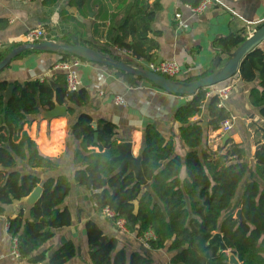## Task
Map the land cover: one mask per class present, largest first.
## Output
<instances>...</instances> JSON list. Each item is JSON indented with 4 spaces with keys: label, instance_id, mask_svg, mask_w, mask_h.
I'll list each match as a JSON object with an SVG mask.
<instances>
[{
    "label": "trees",
    "instance_id": "obj_1",
    "mask_svg": "<svg viewBox=\"0 0 264 264\" xmlns=\"http://www.w3.org/2000/svg\"><path fill=\"white\" fill-rule=\"evenodd\" d=\"M202 1L185 3L196 7ZM69 6L75 7L82 19L91 21L93 36L98 39L89 40L86 24L62 11V23L72 27L71 33L76 35L73 44L76 41L111 56L109 46L126 48L136 60L156 61L160 50L156 38L162 32L154 31L153 23L163 9L161 0H70ZM263 25L256 26L255 31ZM99 40L108 47L101 48ZM244 41L240 33H234L218 39L216 45L231 53ZM11 50L0 52V63ZM32 52H23L15 59ZM59 55V64L75 57ZM117 73L134 86L142 81L131 74ZM207 75L173 79L191 82ZM237 77L253 84L249 103L264 119L263 48H256L245 58ZM11 86L14 91L8 99L6 91ZM219 103L216 95L208 98L207 90L202 89L177 109L175 121L180 124V138L187 148L184 156L178 153L174 138L167 139L153 124L145 127L140 158L147 184H142L128 166L121 167L116 160L118 128L108 120H95L87 113L77 116L69 130L71 138L79 143L73 151L71 176L59 173V163L44 156L24 130L29 116L57 106H66L70 114H75V107L90 104L86 89L71 92L66 88V72L54 70L52 80H0V169L4 171L0 215L6 206L23 201L38 186L43 187L39 201L29 207V218L21 210L16 218L9 219L8 232L17 240L19 258L28 264H68L78 256L72 241L49 256V251L41 250L54 239L57 230L72 227L74 215L65 203L76 184L91 194L95 214L101 215L106 207L116 213L115 218H105L112 226L117 228V221L124 219L130 234L141 238L152 230L156 236L149 250L142 248V252L129 254L119 247L117 238L89 219L84 223V232L90 264H154L151 251H166L171 255L169 264H229L230 253L240 264H264V143L253 156L250 145L236 144L232 138L215 150L208 140L210 132L219 131L222 123L232 118V112L219 107ZM204 111L208 115L207 128L200 118ZM242 186L238 208L245 222L235 218L233 203ZM217 233L222 235L227 251L222 252L220 243L212 241Z\"/></svg>",
    "mask_w": 264,
    "mask_h": 264
},
{
    "label": "crops",
    "instance_id": "obj_2",
    "mask_svg": "<svg viewBox=\"0 0 264 264\" xmlns=\"http://www.w3.org/2000/svg\"><path fill=\"white\" fill-rule=\"evenodd\" d=\"M153 1L150 0L151 3ZM185 1L187 0H161L163 9L153 23V30L162 32V36L156 38L160 50L156 53L155 60L176 61L181 67V79L206 72L210 74L215 70L217 60L222 59L220 66H223L229 57L226 51L216 45V41L234 33H240L241 37L247 39L255 32L256 26L264 23V0H222V5L211 6L201 14L192 13ZM69 2L70 0H0V52L20 46L27 32L38 28L45 31L42 41L73 44L76 35L71 33L72 27L62 23V11L83 21L87 26L88 39L98 41L93 36L91 21L82 19L77 9L69 6ZM99 44L101 48L106 46L103 40H99ZM260 47L264 49V43ZM109 50L112 56H107L136 65L114 47L109 46ZM60 59L59 53L33 51L14 59L10 67L1 74L0 80L20 83L37 78L52 80L53 66L59 64ZM139 61L141 67L147 69L148 62ZM79 73L81 88L90 94L88 106L75 107V114H70L66 106H63L67 108L65 115L60 110L55 115L42 111L38 115L29 116L24 127L38 144L40 152L59 163V173L71 176L74 170L72 156L79 143L71 138L69 130L80 113H87L95 120L105 119L114 123L118 128L117 138L120 144L131 143L135 157H140L143 131L148 124H153L167 139L174 138L178 153L185 155L187 148L180 138V124L175 121V113L190 97L170 94L144 80L137 86L131 85L118 75L117 70L88 61L83 62ZM231 83L234 84V90L226 107L232 112L234 120L229 138L236 144L250 145L253 156L264 143V119L259 110L249 103V90L253 84H247L237 76L231 79ZM117 97H123L125 104H116ZM200 118L205 120L204 124L207 123L206 111ZM225 135L221 131L210 132L208 140L213 143L215 150L219 143L218 138L214 139L220 136L224 141ZM1 172L0 169V184L4 175V171ZM47 177L49 175H42V178ZM90 196V193L73 184L71 195L65 203L74 215L73 225L71 228L57 230L54 239L41 250L49 251V256L54 250L72 241L78 249V256L68 264H84L83 261L88 264L84 223L91 219L108 235L117 238L119 247L125 248L129 254L133 251L142 252L144 247L138 237L121 233L105 217L93 212L94 205ZM27 200L28 198L6 206L5 213L0 215V264H28L14 255V239L8 232L9 219L16 218L21 210H24L26 219L29 218L30 206ZM239 200L234 206L236 213L240 210L237 207ZM155 253L165 256V264L170 263L171 255L166 251H151L150 257L154 264L152 254Z\"/></svg>",
    "mask_w": 264,
    "mask_h": 264
},
{
    "label": "water",
    "instance_id": "obj_3",
    "mask_svg": "<svg viewBox=\"0 0 264 264\" xmlns=\"http://www.w3.org/2000/svg\"><path fill=\"white\" fill-rule=\"evenodd\" d=\"M110 8L113 9L112 5L109 4ZM94 16V13L91 14V17ZM264 43V25L257 31H255L252 36L245 39V41L233 52L228 53L227 56L229 60L223 65L220 66L222 59L217 60L214 64L215 70H212L210 74L205 77L200 78L196 81H184L179 79L169 78L150 70L141 67L128 64L119 60H116L112 57L102 54L101 52L80 45L75 41L74 44H60L53 41H42L38 43H27L23 42L20 46L12 49L3 61L0 63V73L9 66L13 60L21 53L26 51H37V52H48L54 54H70L76 58H82L88 62L105 65L108 68H113L117 71L131 74L146 80L156 87L174 95H183L192 97L197 94L200 90L206 89L208 87L224 83L228 80L233 79L240 72L241 65L245 58L256 48H259ZM14 87H9L6 91V96L8 99L12 97ZM66 107L57 106L54 110L49 111L52 115H55L56 111L60 110L63 115L66 114ZM96 127V123L94 124ZM204 127L207 128L208 124L205 123ZM97 137V135H96ZM229 139V134H226L225 141ZM119 155L116 157V160L121 162V167L128 166L130 170L135 174L136 179L142 184H147L144 173L141 166V158L135 157L132 152L131 143H122L118 145ZM228 151V148H227ZM43 193V187L38 186L28 197L27 204L33 206L36 204ZM235 218L245 222L246 219L243 215L242 209L238 210ZM79 219L81 220L80 216ZM212 241H218L220 243V250L222 252L227 251L226 244L223 240V237L220 233H217ZM229 264H240V261L234 253L229 254Z\"/></svg>",
    "mask_w": 264,
    "mask_h": 264
},
{
    "label": "built area",
    "instance_id": "obj_4",
    "mask_svg": "<svg viewBox=\"0 0 264 264\" xmlns=\"http://www.w3.org/2000/svg\"><path fill=\"white\" fill-rule=\"evenodd\" d=\"M220 5H222V0H203L198 6L196 7L188 6V8L194 14H201L211 6H220ZM44 37H45V31L42 28L32 29L27 32V34L23 38V41L27 43H38V42H42ZM114 48L122 55L132 59V61L136 64L135 66H142V64H140V61L134 58L133 53L130 50L119 47H114ZM82 64L83 61L81 59L73 57L69 61L56 65L54 68V70H62L66 72V88L71 92H76L81 88L82 83H81L79 69L82 66ZM146 67L151 72L169 78L179 77L182 72L180 65L176 61H153V62H148L146 64ZM205 90H207L208 98L214 95H216L219 98L220 100L219 107H226V102L231 98L232 92L234 90V84L231 83V80H228L224 83L208 87ZM115 102L118 105L125 104V100L123 97H117ZM233 120L234 118L232 117L231 119L223 122L222 127L219 131L225 134H229L233 129ZM101 215L105 218L116 217V213L109 207L104 208L103 211L101 212ZM117 229L125 235L130 234L129 231L127 230L126 221L124 219H119L117 221ZM152 240H156V236L152 230H148L141 238L139 237V241L142 244V246L148 250L150 249V242ZM14 255L19 257L17 251L16 239H14Z\"/></svg>",
    "mask_w": 264,
    "mask_h": 264
},
{
    "label": "rangeland",
    "instance_id": "obj_5",
    "mask_svg": "<svg viewBox=\"0 0 264 264\" xmlns=\"http://www.w3.org/2000/svg\"><path fill=\"white\" fill-rule=\"evenodd\" d=\"M225 137H226V135H225ZM217 138H218V143H219L218 146H220L226 142L225 138H224V141H222L220 136H217L214 140H216ZM242 190H243V186H242V188L241 187L239 188L233 203H235L238 199H240L241 194H242ZM237 207H239V206H237ZM152 256L155 259V264H165V258H164L165 256L164 255H160V253H155V254H152ZM83 263L86 264V262H84V261H83ZM88 264H89V262H88Z\"/></svg>",
    "mask_w": 264,
    "mask_h": 264
}]
</instances>
